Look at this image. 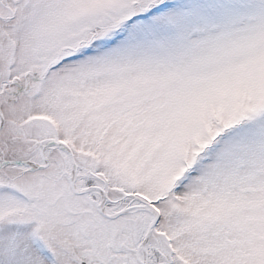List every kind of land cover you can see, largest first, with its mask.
Wrapping results in <instances>:
<instances>
[{"label":"snow or ice","instance_id":"6c2138e0","mask_svg":"<svg viewBox=\"0 0 264 264\" xmlns=\"http://www.w3.org/2000/svg\"><path fill=\"white\" fill-rule=\"evenodd\" d=\"M0 264H264V0H0Z\"/></svg>","mask_w":264,"mask_h":264}]
</instances>
